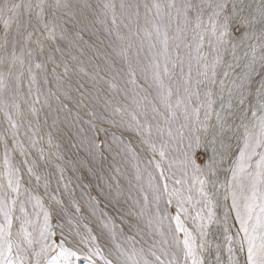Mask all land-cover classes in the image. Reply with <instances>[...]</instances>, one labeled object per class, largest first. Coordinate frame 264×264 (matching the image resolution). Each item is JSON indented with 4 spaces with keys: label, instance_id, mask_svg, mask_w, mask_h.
Wrapping results in <instances>:
<instances>
[{
    "label": "rangeland",
    "instance_id": "obj_1",
    "mask_svg": "<svg viewBox=\"0 0 264 264\" xmlns=\"http://www.w3.org/2000/svg\"><path fill=\"white\" fill-rule=\"evenodd\" d=\"M210 2L0 0V264H53L60 244L68 264H131L133 243L140 264H192L183 231L204 264L217 245L219 264H244L232 203L254 185L259 202L264 146L229 90L264 57V25L224 36Z\"/></svg>",
    "mask_w": 264,
    "mask_h": 264
},
{
    "label": "snow or ice",
    "instance_id": "obj_2",
    "mask_svg": "<svg viewBox=\"0 0 264 264\" xmlns=\"http://www.w3.org/2000/svg\"><path fill=\"white\" fill-rule=\"evenodd\" d=\"M212 9V14L209 17L213 24V28H219L222 35L228 36L230 30L235 28L237 31L239 28H252L255 29L257 25H264V7H259L257 9V15H252L248 13L247 15H242L245 13L244 0H211L207 5ZM189 8L194 7L189 4ZM197 9V19H199L200 14L203 9L199 5L195 6ZM259 34L264 37V27L259 29ZM239 65H228V68L235 71V68ZM264 69V57H261L259 61L255 57L244 65L242 71L235 76L232 81L233 87L229 90V94L236 98V102L244 110L241 111L242 117H247L248 112L251 111L252 117H255L254 126L260 129V138L255 140L258 146H264V72L260 70ZM225 76L228 75L227 72L224 73ZM259 77V79H257ZM259 113L260 115H257ZM247 130V125H244ZM252 137L249 136L245 140L244 150L241 151L240 157L243 161L247 150L251 147ZM193 153L199 144L190 146ZM253 154L260 155L253 152ZM210 162H214V157H206ZM190 162L193 167L197 170L199 166L195 164V160L190 156ZM212 164L209 163L208 167L211 168ZM257 167L264 168V155H260V165ZM256 180L260 184H264V170L257 172L255 174ZM201 183H204L201 181ZM249 202L243 207V210L237 205L235 198H233L232 208L235 209V219L239 222V230L235 235L239 236L243 234V238L239 243L238 251L244 253V264H264V192L260 193L259 202H257V193L255 191V185L253 186V191L250 197L246 198ZM259 209L258 213L256 212ZM256 213L254 216L253 214ZM177 219V228L183 231L182 225L179 223V217ZM252 221H255L252 224ZM206 235V233H202ZM226 241L229 242L227 251L232 254L237 251L230 246L231 237L226 236ZM184 248L187 250L185 253V258H191L192 264H204L203 259L197 255L196 249L189 240H184ZM246 245V247H245ZM55 247V245H53ZM202 249H205V245H200ZM60 251L57 257L54 259L53 264H57L60 259L68 264L70 260L77 257V252L71 249L65 248L63 244L59 245ZM206 250V249H205ZM217 255L216 261L219 264L221 257L219 256V245H217ZM9 251H11V246L9 245ZM143 251V249H141ZM124 253H122L123 255ZM138 253L135 250V243L132 245L131 254L126 255V262H131V264H140V261L135 257ZM159 260V257H157ZM107 264H111L108 261ZM147 264V261H144ZM239 264V260H237Z\"/></svg>",
    "mask_w": 264,
    "mask_h": 264
},
{
    "label": "bare ground",
    "instance_id": "obj_3",
    "mask_svg": "<svg viewBox=\"0 0 264 264\" xmlns=\"http://www.w3.org/2000/svg\"><path fill=\"white\" fill-rule=\"evenodd\" d=\"M184 208L187 209L189 211V209L186 207V205H184ZM192 215V214H191ZM198 228L200 229V233H203V230L207 227L208 225V222H209V218L207 217V209L203 210L200 214H198ZM182 238H183V241L184 240H189L190 243L193 244V247L196 249V252H197V245H196V241L195 239H193L190 234H188L187 232L183 231L182 232V235H180ZM164 237V240L166 241L165 245L167 246H170L171 243H174L173 241V237L169 234V232L167 231V234L163 235ZM184 249V257H185V253H186V249ZM169 250H165L166 252V255L168 257H174L172 251L168 253ZM190 260H192L190 257H189Z\"/></svg>",
    "mask_w": 264,
    "mask_h": 264
}]
</instances>
